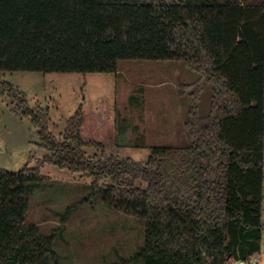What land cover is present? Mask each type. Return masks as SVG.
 Segmentation results:
<instances>
[{"label": "trees", "instance_id": "1", "mask_svg": "<svg viewBox=\"0 0 264 264\" xmlns=\"http://www.w3.org/2000/svg\"><path fill=\"white\" fill-rule=\"evenodd\" d=\"M120 60L177 61L199 75L181 90L188 145L150 147L144 164L113 155L106 98L81 104L57 138L47 110L1 83L0 98L16 100L46 155L17 173L0 169V264L58 258L63 227L46 234L26 223L45 164L85 175L91 197L143 223L131 262L247 261L264 226V0H0V72L115 73ZM204 82L212 95L200 116Z\"/></svg>", "mask_w": 264, "mask_h": 264}, {"label": "rangeland", "instance_id": "2", "mask_svg": "<svg viewBox=\"0 0 264 264\" xmlns=\"http://www.w3.org/2000/svg\"><path fill=\"white\" fill-rule=\"evenodd\" d=\"M198 78L181 62L151 60H120L115 73L0 72V84L23 92L29 107L47 110L49 131L57 138L81 104L106 98L115 124L111 153L141 164L150 147L188 145L184 123L189 102L181 90ZM202 87L198 111L205 116L212 86L204 82ZM39 144L37 129L17 112L16 100L0 98V169L17 173L27 164L35 166L46 155ZM40 175L46 180L31 194L26 223L46 234L63 227L54 248L58 258L50 264H143L130 261L143 244L141 221L108 209L99 195L91 197V180L85 175L49 164ZM67 209L69 217L62 222ZM263 252L264 226L257 264H264Z\"/></svg>", "mask_w": 264, "mask_h": 264}, {"label": "built area", "instance_id": "3", "mask_svg": "<svg viewBox=\"0 0 264 264\" xmlns=\"http://www.w3.org/2000/svg\"><path fill=\"white\" fill-rule=\"evenodd\" d=\"M262 256H264V252L262 253ZM260 255L258 253L252 255L247 261L244 260H237L232 261L230 264H257L258 258Z\"/></svg>", "mask_w": 264, "mask_h": 264}]
</instances>
